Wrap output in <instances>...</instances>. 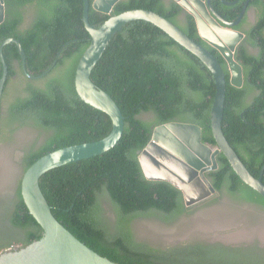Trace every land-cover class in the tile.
<instances>
[{"label": "trees", "instance_id": "16d2710c", "mask_svg": "<svg viewBox=\"0 0 264 264\" xmlns=\"http://www.w3.org/2000/svg\"><path fill=\"white\" fill-rule=\"evenodd\" d=\"M88 1V21L96 28L111 15L150 10L174 23L216 58L226 80L222 133L253 176L258 177L263 168L264 184V14L245 39L259 53L251 55L242 45L234 54L243 71L242 85L236 87L229 82L223 57L199 37L193 16L176 2L119 0L110 14H103L92 8L93 0ZM27 8L31 9L30 20L21 28ZM82 12L83 0H4L0 44L7 38L19 40L25 71L17 46L3 45L7 66L3 93L16 68L27 77L44 79L42 87L28 83L25 96L8 108L10 125L30 126L45 133L39 146L24 153L23 172L51 151L97 141L111 131L109 116L84 103L74 88L77 62L90 42ZM180 14L185 16L182 26L177 20ZM1 72L0 61V76ZM90 80L119 107L123 132L110 150L40 176L39 188L54 218L87 247L118 264H225V257L244 254V249L198 242L154 248L136 241L130 226L137 217L170 221L188 210L179 189L143 176L138 153L150 140L153 128L168 122L196 124L201 141L216 147L210 129L215 85L207 67L156 26L136 20L110 39ZM142 114H150L151 119L142 120ZM216 163V169L206 175L217 194L211 202L227 195L264 209V197L240 180L222 153L216 156ZM102 198L114 210V225L104 215ZM8 222L17 232L15 238H8V244L21 242L24 247L42 237V228L21 198L20 185Z\"/></svg>", "mask_w": 264, "mask_h": 264}, {"label": "water", "instance_id": "95a60500", "mask_svg": "<svg viewBox=\"0 0 264 264\" xmlns=\"http://www.w3.org/2000/svg\"><path fill=\"white\" fill-rule=\"evenodd\" d=\"M119 0H93L92 8L110 14ZM195 20L198 35L215 48L226 62L229 82L236 87L242 85V70L234 59V51L243 34L231 27L211 7L209 0H173ZM89 1L83 0L82 21L90 36V42L80 56L74 72V88L78 97L87 105L104 112L112 123L110 133L100 140L71 145L51 151L37 158L24 172L20 181V195L29 212L42 228V237L24 248L0 254V264H118L99 255L79 241L51 214L39 188V178L46 171L68 163L100 155L114 147L121 138L124 117L114 100L90 80V73L100 59L110 39L127 23L146 21L196 56L210 71L215 92L210 110V129L216 147L201 141L200 127L193 123L168 122L153 128L150 140L138 153V163L147 180L165 181L179 189L185 206L199 203L215 192L205 176L217 167L216 156L222 153L240 180L264 197L261 174L253 176L222 133L221 120L224 109L225 73L216 58L202 45L188 37L178 26L163 16L144 9H131L111 15L99 27L88 21ZM241 16V15H240ZM4 20V0H0V23ZM208 23L224 42L221 31L235 34V40L224 51L216 41L207 38L200 30V22ZM220 22V23H218ZM223 24V25H221ZM221 30V31H220ZM13 43L17 46L25 71V54L19 40L7 38L0 44V100L7 75V66L2 55V46ZM44 75V74H43ZM31 77V76H28ZM33 78V77H31Z\"/></svg>", "mask_w": 264, "mask_h": 264}, {"label": "rangeland", "instance_id": "374dc122", "mask_svg": "<svg viewBox=\"0 0 264 264\" xmlns=\"http://www.w3.org/2000/svg\"><path fill=\"white\" fill-rule=\"evenodd\" d=\"M30 15L31 9H25L21 28L27 26ZM178 24L182 26V20ZM16 69V75L9 80L2 95L0 115V237L7 239L17 236V232L10 227L8 215L23 175L24 153L32 146H39L45 137L44 132L34 127L10 125L7 122L9 105L25 96V86L30 83L42 87L44 84L41 77H27ZM140 118L149 121L151 115L142 114ZM211 201L208 199L187 206L184 214L170 221L155 216L137 217L130 224L134 238L161 249L196 242L221 244L245 250L239 257H225V264H264V209L236 201L227 195ZM101 205L107 220L114 225L116 216L112 206L106 198L101 199Z\"/></svg>", "mask_w": 264, "mask_h": 264}, {"label": "flooded vegetation", "instance_id": "af4514ba", "mask_svg": "<svg viewBox=\"0 0 264 264\" xmlns=\"http://www.w3.org/2000/svg\"><path fill=\"white\" fill-rule=\"evenodd\" d=\"M164 1L165 3H169V1L171 0H164ZM209 2L213 10L223 20L230 22V23L235 22V25L231 27L232 29L238 32H241L243 34V38L241 39V41L235 48L234 54L236 55V53L238 52V49L243 45L247 53L251 55H257L259 53V49L256 46L247 42L245 39H246V33H248L251 30V28L257 24L258 19L262 16V14H264V0H209ZM184 17H185L184 14H180L177 17V20L178 21L182 20V22L184 23ZM241 70H242V67H241ZM242 74H243V71H242ZM0 115H1V110H0ZM209 172H206L205 176ZM215 196H217V194L214 192L205 200L213 199V197ZM8 242H10V240H8L7 238H3L2 236L0 237V247H4L6 246V244L7 246L4 247V249H6L11 244H16L17 247L7 252L16 251V250H19L25 247V246L22 247L21 242H15V243L11 242L10 244H8Z\"/></svg>", "mask_w": 264, "mask_h": 264}, {"label": "bare ground", "instance_id": "6f19581e", "mask_svg": "<svg viewBox=\"0 0 264 264\" xmlns=\"http://www.w3.org/2000/svg\"><path fill=\"white\" fill-rule=\"evenodd\" d=\"M200 30L203 35H205L207 38L216 41V43L224 50L227 51L228 44L232 43L235 40V34L230 31H221V35L224 37V42L220 41V37L215 33V31L212 29V27L204 22H200Z\"/></svg>", "mask_w": 264, "mask_h": 264}, {"label": "built area", "instance_id": "2783aa9c", "mask_svg": "<svg viewBox=\"0 0 264 264\" xmlns=\"http://www.w3.org/2000/svg\"><path fill=\"white\" fill-rule=\"evenodd\" d=\"M17 247V245L16 244H11V245H9L6 249H4L1 253H3V252H7V251H10V250H13V249H15ZM0 253V254H1Z\"/></svg>", "mask_w": 264, "mask_h": 264}]
</instances>
